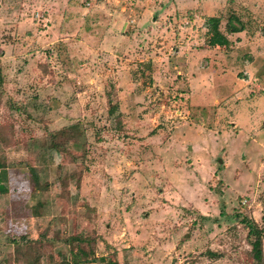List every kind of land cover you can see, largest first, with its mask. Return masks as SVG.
Instances as JSON below:
<instances>
[{"label":"rangeland","instance_id":"rangeland-1","mask_svg":"<svg viewBox=\"0 0 264 264\" xmlns=\"http://www.w3.org/2000/svg\"><path fill=\"white\" fill-rule=\"evenodd\" d=\"M231 11L245 33L205 45L204 19ZM257 28L264 0H0V264H85L77 246L86 264H249Z\"/></svg>","mask_w":264,"mask_h":264},{"label":"trees","instance_id":"trees-1","mask_svg":"<svg viewBox=\"0 0 264 264\" xmlns=\"http://www.w3.org/2000/svg\"><path fill=\"white\" fill-rule=\"evenodd\" d=\"M174 1V0H169ZM241 9H243L241 7ZM240 9V12H241ZM245 10V9H244ZM242 14H237L236 12L231 11L229 15L225 18L223 22V29L220 30V24L222 22V18L220 16L216 17H207L204 19V27L205 31L203 33V40L204 44L208 47H218L227 49L230 46V42L227 38L228 35H233L240 33L247 29L246 24L247 22L242 19ZM1 72H0V89L3 84ZM109 114L112 113V109L107 110ZM78 147V143L74 144V148ZM5 179V173L1 172L0 175V194L6 192V187L2 183V180ZM28 182L31 188L37 189L39 188V179L38 174L35 168L30 167L28 169ZM76 185L78 186L79 178L76 179ZM43 189H46V184L42 185ZM261 207L264 209V202H261ZM41 209V204L38 203L35 205V208L31 210L32 216L39 215V211ZM238 222L242 226L245 231V242L248 246L247 256L250 261L249 264H264V256H263V247H262V239L264 237V213L260 215V223L254 221L253 219L247 217L246 215H237ZM78 248L75 249V255L78 259L85 263L87 260L92 258V252H84L82 248L77 246ZM207 255L212 258H218V254H212L207 252ZM113 264V263H112Z\"/></svg>","mask_w":264,"mask_h":264},{"label":"crops","instance_id":"crops-1","mask_svg":"<svg viewBox=\"0 0 264 264\" xmlns=\"http://www.w3.org/2000/svg\"><path fill=\"white\" fill-rule=\"evenodd\" d=\"M183 1H190V0H174L173 2H175V3H178L179 2V5H182L183 4ZM201 3H202V0H201ZM198 7L201 9L202 7H203V4H202V6L201 5H198ZM223 8V7H222ZM221 8V9H222ZM221 9H220V11H221ZM219 11V12H220ZM252 14V13H251ZM204 15H206V13L204 14ZM208 16H210L211 17V15H208ZM258 27H259V24H258ZM258 28H257V30L254 32V31H252V33L254 34V36H256L257 38H258V41L259 42H261L262 43V45H263V47H264V39L261 37V35L258 33ZM245 32L244 31H242V32H240V33H237V34H233V35H238V34H244ZM229 37V36H228ZM184 49H185V47H184ZM264 49V48H263ZM201 50V49H200ZM201 52L203 53L202 55H204V52L201 50ZM264 52V51H263ZM256 53V52H255ZM259 54H256L255 55V57L256 56H258ZM263 55H264V53H263ZM203 57H205V56H203ZM258 60H259V62H260V56H259V58H257ZM264 59V58H263ZM253 61V60H252ZM254 63V62H253ZM244 69H245V67H244ZM243 69V70H244ZM258 73V72H257ZM263 80H261V78L259 77V79L257 80V82L258 83H260L259 85H260V87L262 88V87H264V82H262ZM260 88V89H261Z\"/></svg>","mask_w":264,"mask_h":264}]
</instances>
